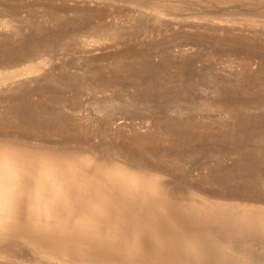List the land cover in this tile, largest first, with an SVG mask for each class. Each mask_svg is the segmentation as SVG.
<instances>
[{
	"label": "rangeland",
	"instance_id": "rangeland-1",
	"mask_svg": "<svg viewBox=\"0 0 264 264\" xmlns=\"http://www.w3.org/2000/svg\"><path fill=\"white\" fill-rule=\"evenodd\" d=\"M0 139L82 168L70 264H264V231L213 219L264 207V0H0Z\"/></svg>",
	"mask_w": 264,
	"mask_h": 264
},
{
	"label": "bare ground",
	"instance_id": "bare-ground-1",
	"mask_svg": "<svg viewBox=\"0 0 264 264\" xmlns=\"http://www.w3.org/2000/svg\"><path fill=\"white\" fill-rule=\"evenodd\" d=\"M76 159L75 163L80 164L81 161ZM66 163L68 161H65L63 154L50 156L26 148L19 142L0 139V244L16 238L29 252L44 259L43 262L70 264L64 252L69 240L74 239L72 245L79 246L83 236L88 234L91 223L82 216L83 223L77 220L70 226L67 219L69 212L77 216L78 211L81 216L83 203L80 200L84 191L82 168L78 163L75 168ZM139 180L130 178L131 182L128 180L129 186L125 188L132 195L135 193V198H140V193L133 187ZM73 194L77 207L73 199L71 203L67 198ZM222 207L213 213L214 222L222 228L238 230L242 226L246 230L255 228L264 231V207L228 204H222ZM75 208H78L77 211ZM221 215L228 217L225 223L220 221ZM14 226L23 230L13 235ZM138 233L134 234L136 238ZM40 246L41 250L37 252ZM188 248L189 251L193 250L191 245ZM202 254L203 258L208 256L205 251ZM231 257L227 249H222L215 253V257L209 256L207 264L213 261L215 264H248L243 259L240 261ZM42 260L36 264H43Z\"/></svg>",
	"mask_w": 264,
	"mask_h": 264
}]
</instances>
